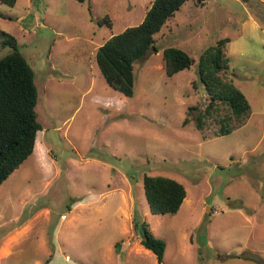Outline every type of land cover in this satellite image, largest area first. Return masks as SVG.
Masks as SVG:
<instances>
[{"label":"rangeland","instance_id":"obj_1","mask_svg":"<svg viewBox=\"0 0 264 264\" xmlns=\"http://www.w3.org/2000/svg\"><path fill=\"white\" fill-rule=\"evenodd\" d=\"M152 1L0 3V30L34 71L42 126L0 185V264H264V0L187 1L154 35L156 51L134 63L124 97L101 76L96 51L138 26ZM226 38L225 77L250 113L215 136V118L195 128L208 104L196 63L168 77L162 51L197 62ZM2 42L0 58L12 51ZM144 176L184 186L176 214L149 212ZM87 196L95 202L77 207ZM141 222L166 244L161 263L140 244Z\"/></svg>","mask_w":264,"mask_h":264},{"label":"trees","instance_id":"obj_2","mask_svg":"<svg viewBox=\"0 0 264 264\" xmlns=\"http://www.w3.org/2000/svg\"><path fill=\"white\" fill-rule=\"evenodd\" d=\"M17 0H0L1 4L14 7ZM83 3L86 0H75ZM189 0H153L142 22L135 27L111 36L96 51L95 59L101 76L114 91L132 97L134 88V63L145 59L155 50L154 35ZM197 0L196 3H202ZM106 20V19H105ZM110 25V23L108 24ZM2 44L12 51L0 58V185L17 170L33 153L38 132L42 126L36 106L38 90L34 71L17 48L11 35L0 30ZM229 39H221L203 51L197 62L185 51L168 47L162 51L163 68L168 77L190 69L196 63L197 78L207 97L208 104L196 116L195 128L203 130L207 118L216 119L219 126L215 136L228 135L243 124L249 116L250 106L242 92L227 80L229 71L225 47ZM196 89V83H192ZM226 113H219L220 107ZM192 110V109H190ZM232 120L236 121L232 125ZM187 119L183 125L186 126ZM145 199L152 215H174L180 209L186 191L179 182L163 176H144L142 179ZM85 200H80V204ZM142 223L144 237L140 244L154 254L158 263L163 260L166 244L155 237L149 225ZM140 223L134 225L139 229ZM141 236V234H140ZM119 250V244L115 245Z\"/></svg>","mask_w":264,"mask_h":264},{"label":"crops","instance_id":"obj_3","mask_svg":"<svg viewBox=\"0 0 264 264\" xmlns=\"http://www.w3.org/2000/svg\"><path fill=\"white\" fill-rule=\"evenodd\" d=\"M196 1H197V0H196ZM205 3H206V0H203V2L200 3V5H201V6H204ZM193 4H194V3H193ZM196 4H197V3H196ZM184 5H185V4H184ZM184 5H183V6H184ZM194 5H195V4H194ZM194 5H193V7H196V6H194ZM183 6H182V7H183ZM182 7H181V8H182ZM181 8H180L179 11L176 12L177 14H180V13L183 11V9H181ZM191 8H192V5H188L187 9H191ZM176 13H175V14H176ZM175 14H174V16H175ZM174 16H173V18H172L173 20H174ZM143 18H144V17H143ZM164 26H165V25H164ZM164 26H163V27H164ZM160 31H161V30H160ZM168 31H169V30H168ZM158 33H159V32H158ZM162 35L164 36V33H163ZM84 200H85L84 202H81L80 204H77V207H79V206H81V207H83V206H87V205H90V204H92V203L95 202V201H94L91 197H89V196H87ZM77 207H75V208H77Z\"/></svg>","mask_w":264,"mask_h":264},{"label":"water","instance_id":"obj_4","mask_svg":"<svg viewBox=\"0 0 264 264\" xmlns=\"http://www.w3.org/2000/svg\"><path fill=\"white\" fill-rule=\"evenodd\" d=\"M139 229H140V234H141V237H144V232H143V230H142V224H141V225H139Z\"/></svg>","mask_w":264,"mask_h":264}]
</instances>
